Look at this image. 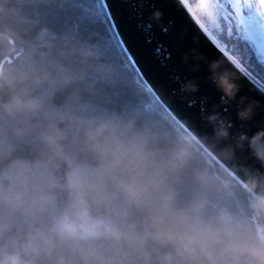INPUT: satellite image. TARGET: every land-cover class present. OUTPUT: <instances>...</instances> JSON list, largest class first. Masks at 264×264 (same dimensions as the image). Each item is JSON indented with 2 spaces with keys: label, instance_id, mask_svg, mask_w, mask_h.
<instances>
[{
  "label": "trees",
  "instance_id": "1",
  "mask_svg": "<svg viewBox=\"0 0 264 264\" xmlns=\"http://www.w3.org/2000/svg\"><path fill=\"white\" fill-rule=\"evenodd\" d=\"M101 9L0 0V264L206 260L186 234L226 264V241L264 242V199L125 70Z\"/></svg>",
  "mask_w": 264,
  "mask_h": 264
},
{
  "label": "water",
  "instance_id": "2",
  "mask_svg": "<svg viewBox=\"0 0 264 264\" xmlns=\"http://www.w3.org/2000/svg\"><path fill=\"white\" fill-rule=\"evenodd\" d=\"M118 15L160 102L264 199V94L224 60L179 0H123ZM221 75L236 85L232 95L219 83Z\"/></svg>",
  "mask_w": 264,
  "mask_h": 264
},
{
  "label": "snow or ice",
  "instance_id": "3",
  "mask_svg": "<svg viewBox=\"0 0 264 264\" xmlns=\"http://www.w3.org/2000/svg\"><path fill=\"white\" fill-rule=\"evenodd\" d=\"M92 2L96 3V0ZM100 3L99 22L105 25L117 58L134 79L159 98L153 81L126 39V25L118 15L123 0H100ZM196 3L212 22L215 33L197 17L191 0H179L181 9L198 24L224 60L256 91L264 94V0H196ZM233 39L237 43H230ZM165 107L175 114L169 105L165 104Z\"/></svg>",
  "mask_w": 264,
  "mask_h": 264
},
{
  "label": "clouds",
  "instance_id": "4",
  "mask_svg": "<svg viewBox=\"0 0 264 264\" xmlns=\"http://www.w3.org/2000/svg\"><path fill=\"white\" fill-rule=\"evenodd\" d=\"M218 81L223 85L224 91L229 95H232L235 91L236 85L225 79L223 75L218 78ZM243 114V113H242ZM50 143L57 144L55 136L47 135L45 137ZM254 183V180L251 181ZM217 239L221 238V232L215 233ZM200 236L195 234H186L179 238L180 247L179 252L181 255L187 254L190 257H196L200 253L206 257V260H198L197 264H217L216 254L204 247H199ZM223 254L226 264H229L227 257H234L240 254H246L250 258V264H264V242H252L246 243L237 242L235 240L226 241L223 248ZM91 254V253H89Z\"/></svg>",
  "mask_w": 264,
  "mask_h": 264
},
{
  "label": "rangeland",
  "instance_id": "5",
  "mask_svg": "<svg viewBox=\"0 0 264 264\" xmlns=\"http://www.w3.org/2000/svg\"><path fill=\"white\" fill-rule=\"evenodd\" d=\"M191 7L192 10L196 13L197 17H199L200 21L209 29V31L215 33V27L213 26L212 22L208 19L207 15L197 7L196 0H191Z\"/></svg>",
  "mask_w": 264,
  "mask_h": 264
}]
</instances>
